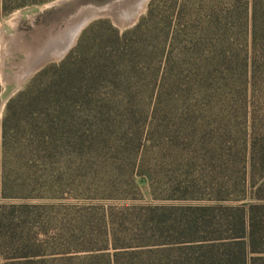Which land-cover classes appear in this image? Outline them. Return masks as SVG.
Listing matches in <instances>:
<instances>
[{
    "label": "trees",
    "instance_id": "1",
    "mask_svg": "<svg viewBox=\"0 0 264 264\" xmlns=\"http://www.w3.org/2000/svg\"><path fill=\"white\" fill-rule=\"evenodd\" d=\"M48 1L0 0V21L17 9ZM200 1L207 3L208 13L193 33L181 21L191 0L176 2L171 20L159 18L163 0H152L136 26L124 33L106 20L96 21L60 64L40 71L10 99L0 127L4 264H264V84L246 83L242 65L249 69L250 58L244 43L240 47L246 56L235 54L238 34H251L254 28L253 40L264 39V22L258 35L257 26L251 28L252 0H243L241 9L224 17L214 5L218 0ZM260 11L263 16L264 7ZM174 49H179L177 56ZM151 60L159 63L155 72L147 66ZM259 68L253 72L256 81ZM161 70L170 88L161 93L163 101L158 98L152 110L137 108L128 97L133 95L128 80L161 78ZM121 87L126 99L118 102L113 89ZM119 113L132 122L136 115L151 113L149 119L163 114L179 119L182 124L173 130L163 126L179 137L157 151L172 167L165 193L208 202L108 208L67 203L85 193L78 177L85 172V179H92L87 165L94 158L111 175L107 179L95 172V181L107 187L97 189L98 194L128 199L121 179L125 163H130L131 189L138 190L142 178L153 184L158 172L146 162L143 144L134 150L124 145L123 136L112 139L111 156L91 149L102 123L110 126ZM13 155L18 162L14 170L7 164ZM54 159L63 168H53ZM95 209L103 219L101 246L84 230Z\"/></svg>",
    "mask_w": 264,
    "mask_h": 264
},
{
    "label": "rangeland",
    "instance_id": "2",
    "mask_svg": "<svg viewBox=\"0 0 264 264\" xmlns=\"http://www.w3.org/2000/svg\"><path fill=\"white\" fill-rule=\"evenodd\" d=\"M151 1L152 0H50L46 3L17 9L4 17L0 21V127L4 121L10 99L25 89L40 71L47 67L60 64L66 56L78 46L82 34L89 26L96 21L106 20L118 32L124 33L136 26L140 19L147 13ZM182 1L184 0H163L159 6V12L164 16H160L159 18L163 20H171L174 18L176 2L180 5ZM243 3V0L214 1L216 9L220 6L223 17L224 15H228L229 11L234 8L241 9L240 7ZM250 3L251 28L252 25H254V27L257 26V33L260 35L264 22V15H261L262 12L260 10L264 7V0H252ZM186 6V14H183L181 21L188 22L190 27L193 28V33L195 31L194 27L197 26L200 20L208 13L206 9L207 3H203L200 0H191ZM255 8L258 10V14L255 13ZM230 20L233 21L236 19L230 18ZM174 22H176V20ZM241 24V26L245 27L244 22H241ZM78 29L80 30L78 31ZM95 33L97 32H90L88 37L93 38ZM253 35L254 28L251 34L240 33L237 35L236 38L238 41L235 45V54L240 57H245L246 55L244 56V52L248 51L250 58L249 69L247 67L245 68L244 64L242 65V68L247 74L246 83L248 80L249 83L252 81V84H255V82H257L256 84H264V39L258 38L253 40ZM89 40L91 39H87V41ZM241 43H244V52L241 51ZM171 50L172 48L170 47L168 51ZM149 52H151V55H154L157 51L151 48ZM178 52L179 49H174L173 56H177ZM236 59L238 58L236 57ZM254 61H256L257 65L254 64ZM147 66L153 69L152 72H155L158 69L159 63L157 64V62L155 63V61L151 60ZM258 66L260 68L259 72H257L256 81L253 72L255 69H258ZM234 69L241 71L237 65L234 66ZM162 73L163 70H161V78L157 77L154 80L151 76L147 75H143L140 79L134 78L128 80V83L131 84V91L133 92V95H128V97L132 96L130 99L137 108L139 106H145L152 110L158 98H161V93L165 89H170L168 85H166V79L165 83L164 79L162 80ZM172 77H174V75ZM104 83L112 84L108 81H104ZM161 84H165V86L160 92ZM249 85L251 87V84ZM122 90L123 87L118 90L113 89V92L116 94V101L118 102L126 99ZM167 98L171 99L172 96L168 95ZM176 98L177 96H174V99ZM161 101H163L162 98ZM167 102L168 101L165 103ZM149 116L144 114L136 115L132 122L128 120L126 115L119 113V116H114L116 121L110 124V126L103 122V129H98L96 132L97 140L94 141L91 149L104 150L105 153L111 156L113 155L111 150H113L112 146L114 144L112 139L123 136H126L127 142L124 143V145L134 150L139 149V146L143 144L140 150L149 153L146 162L154 168V172H158L157 177L155 176L153 180V184L147 181V179L145 180L142 178L138 180L140 184L139 189H131V185L129 184L130 163H125L121 165V175L124 177L121 179L124 180V186L129 190V195H127L128 199H121V197L116 196L111 197V195H106V193L98 194L97 189L104 190L107 187L95 181V172L98 171L105 175L107 179H109L111 175L107 168L100 167L102 166L100 159L94 158L93 160L90 159V161H92L87 165L90 167L88 172L91 173L92 179H85V172H82L78 177L79 181L85 182V186L82 187L85 193H79L80 197L71 198L66 201L67 203L85 206L95 205L101 206L100 208H108L111 205L115 206L125 203L195 205L208 202L207 200L176 199L170 197L171 195H168V193H165L168 176L171 175L170 169L172 167L167 165L164 158L159 157L157 151L160 145H165L171 139L176 140V138L179 137H175L173 132L164 129L163 126L169 125L170 130H173L174 125L179 126L182 122L179 121V119L171 118L170 115L165 116L163 114L156 120H154V118L149 119ZM161 120L162 122H160ZM96 128L97 126L93 127V129ZM184 133L186 132L182 134ZM21 137H24V131L21 133ZM134 138L136 139L133 140ZM101 140H105L106 142H99ZM177 141H183L185 143L183 138H179ZM9 148L13 151L15 148L14 143L10 144ZM17 163L14 155L7 161L8 166L12 170L17 167ZM51 163L54 164L52 167L56 168L57 166L60 167L62 161L54 159ZM98 179L102 180L103 178L100 176ZM152 186L153 190L150 193ZM90 187L97 193H92ZM96 210L97 209L88 214L89 220L84 230L93 236L91 240L94 241L95 244H100L101 246L105 243V241L101 243V241L98 240L102 236L103 219L101 213L98 215L96 214ZM0 264H4L2 257H0Z\"/></svg>",
    "mask_w": 264,
    "mask_h": 264
},
{
    "label": "bare ground",
    "instance_id": "3",
    "mask_svg": "<svg viewBox=\"0 0 264 264\" xmlns=\"http://www.w3.org/2000/svg\"><path fill=\"white\" fill-rule=\"evenodd\" d=\"M95 14H97V13H95ZM94 17V16H93ZM92 18V17H91ZM80 29H78V31H79Z\"/></svg>",
    "mask_w": 264,
    "mask_h": 264
}]
</instances>
